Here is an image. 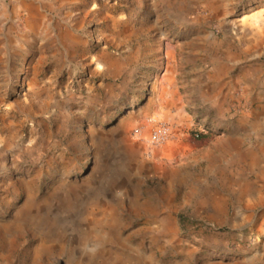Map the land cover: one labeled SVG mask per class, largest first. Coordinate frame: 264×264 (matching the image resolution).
<instances>
[{"label":"rangeland","instance_id":"rangeland-1","mask_svg":"<svg viewBox=\"0 0 264 264\" xmlns=\"http://www.w3.org/2000/svg\"><path fill=\"white\" fill-rule=\"evenodd\" d=\"M0 264H264V0H0Z\"/></svg>","mask_w":264,"mask_h":264},{"label":"bare ground","instance_id":"bare-ground-1","mask_svg":"<svg viewBox=\"0 0 264 264\" xmlns=\"http://www.w3.org/2000/svg\"><path fill=\"white\" fill-rule=\"evenodd\" d=\"M145 132V133H144ZM147 132V128H146V131H143L144 134H146ZM150 139L149 136H146L143 140L144 142L142 143V146L140 147V150H143V152H150V154L152 156H160V157H165V158H168L170 159L173 155H175L176 153V150L171 147V146H164V147H161L160 149H154L151 151V145H149L148 143V140ZM160 166V165H157V167Z\"/></svg>","mask_w":264,"mask_h":264},{"label":"built area","instance_id":"built-area-1","mask_svg":"<svg viewBox=\"0 0 264 264\" xmlns=\"http://www.w3.org/2000/svg\"><path fill=\"white\" fill-rule=\"evenodd\" d=\"M155 130H156V129H155ZM155 130H153V132H152L153 136H154V134H155ZM157 133L160 134V139H158V140H160V141H161V140L166 136V134H167V132H166V130H165L164 127H158V129H157Z\"/></svg>","mask_w":264,"mask_h":264},{"label":"crops","instance_id":"crops-1","mask_svg":"<svg viewBox=\"0 0 264 264\" xmlns=\"http://www.w3.org/2000/svg\"><path fill=\"white\" fill-rule=\"evenodd\" d=\"M167 47H168L167 50H168L170 53H173L174 49L171 47V45H168ZM166 75L169 76L170 73H169V72H166ZM167 76H163V78L165 79V78H167Z\"/></svg>","mask_w":264,"mask_h":264}]
</instances>
